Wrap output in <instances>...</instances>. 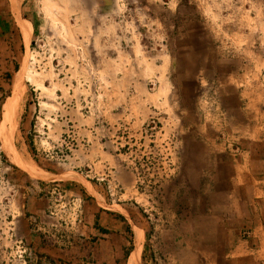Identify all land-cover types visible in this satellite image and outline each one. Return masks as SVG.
<instances>
[{"label":"rangeland","instance_id":"374dc122","mask_svg":"<svg viewBox=\"0 0 264 264\" xmlns=\"http://www.w3.org/2000/svg\"><path fill=\"white\" fill-rule=\"evenodd\" d=\"M73 2L24 49L0 26V264H251L264 0ZM97 194L116 237L82 232Z\"/></svg>","mask_w":264,"mask_h":264},{"label":"crops","instance_id":"0c3cea01","mask_svg":"<svg viewBox=\"0 0 264 264\" xmlns=\"http://www.w3.org/2000/svg\"><path fill=\"white\" fill-rule=\"evenodd\" d=\"M7 1V2H6ZM102 3H109L112 10H117V5L119 0H98ZM39 3L37 0L36 5ZM74 7L71 9L73 13L85 11L86 10V0H74ZM34 4V0H5V9L3 10V15L0 19V26L4 28L5 35L7 39L13 36H17V40L20 46L24 49L27 43L31 42L35 33H38L37 28L45 26L43 22V12L41 9ZM23 27V28H22ZM25 32V33H24ZM26 36V37H25ZM14 41V40H13ZM244 161H240L237 164L238 170L245 172L246 175L252 176L249 169V152L246 154ZM253 180V190H254V217L255 223L251 229V237L255 242V247H250L249 240H243L240 243L241 255H251V264H264V187L261 186L263 181ZM85 182L82 185H85ZM100 199L98 201V208L95 214L91 218L86 220V225L83 227L84 233H97L99 236L103 237H116L123 231V225L117 219V215H121L118 212L117 205H107L104 208L100 202L106 203L102 194H97ZM111 202H114L111 199ZM140 235H137V241L139 242ZM139 249L132 253V264L137 258Z\"/></svg>","mask_w":264,"mask_h":264},{"label":"bare ground","instance_id":"6f19581e","mask_svg":"<svg viewBox=\"0 0 264 264\" xmlns=\"http://www.w3.org/2000/svg\"><path fill=\"white\" fill-rule=\"evenodd\" d=\"M23 28V27H22ZM25 33V32H24ZM26 37V36H25ZM17 103V102H16ZM18 104V103H17ZM10 111H12V106H11V108H10V110L8 111V112H10ZM13 112V111H12ZM8 117H10V114H9V116ZM12 119H14V118H12ZM4 120H6V119H4ZM9 121H11L10 119L8 120V122ZM13 121V120H12ZM11 121V122H12ZM12 129V128H11ZM6 132V131H5ZM9 136V135H8ZM10 137V136H9ZM12 153V152H11ZM17 155V154H16ZM12 158L18 163V164H20L21 166H23V167H25V168H27V169H30L31 168V165L30 164H28V163H26V162H24L23 160H21L19 157H17V156H12Z\"/></svg>","mask_w":264,"mask_h":264}]
</instances>
